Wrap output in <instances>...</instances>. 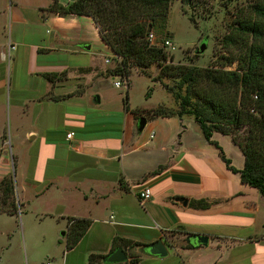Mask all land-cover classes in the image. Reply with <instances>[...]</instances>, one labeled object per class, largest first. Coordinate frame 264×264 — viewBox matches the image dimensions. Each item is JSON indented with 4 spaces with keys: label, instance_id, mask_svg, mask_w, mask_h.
Masks as SVG:
<instances>
[{
    "label": "crops",
    "instance_id": "0c3cea01",
    "mask_svg": "<svg viewBox=\"0 0 264 264\" xmlns=\"http://www.w3.org/2000/svg\"><path fill=\"white\" fill-rule=\"evenodd\" d=\"M52 2H0V185L13 177L15 202L0 214L22 221L13 237L23 236L28 264L40 254L55 264H90L92 254L108 263L118 248L128 259L110 264H264V195L228 167L193 117L147 118L140 131L135 111L157 107L96 96L99 57L112 49L90 16H43ZM50 73L63 75L52 82ZM213 140L244 169L233 135ZM145 188L152 198L143 203ZM71 219L91 221L72 247ZM158 241L167 256L149 251Z\"/></svg>",
    "mask_w": 264,
    "mask_h": 264
},
{
    "label": "trees",
    "instance_id": "16d2710c",
    "mask_svg": "<svg viewBox=\"0 0 264 264\" xmlns=\"http://www.w3.org/2000/svg\"><path fill=\"white\" fill-rule=\"evenodd\" d=\"M224 1L232 4L242 0ZM173 3L174 0H73L63 4L53 0L41 12L43 16L92 17L103 41L121 58H114L118 63L109 70V76L130 78L132 66L135 65L145 68L154 64L162 66V72L154 82H159L167 92L174 94L180 110H166L161 105L154 109L136 110L137 117H193L203 128L207 139L221 150L228 167L240 173L244 183L264 195V0H256L248 10H241L236 15V20L230 24L229 32L222 40L223 46L231 50L229 56H221L213 67L208 68L183 64L163 65V62L168 61L169 54L162 48L150 45L147 39L150 28L166 20ZM236 62V70L226 69ZM218 65L220 68L215 67ZM62 75L50 73L45 74V77L54 82L55 78ZM163 75L176 78V84L171 87L163 80ZM125 100L129 102V95ZM243 129L246 133L239 137ZM216 132L234 136L245 155L244 169L235 168L223 148L213 140ZM2 187L7 202L14 194L13 177L4 179ZM191 206L201 209L209 205L193 201ZM9 212L13 213L12 210ZM70 223L67 234L69 246L72 247L84 236L91 221L71 219ZM121 244L127 249L132 242L122 240ZM105 259V256L92 254L89 262L110 264L105 263Z\"/></svg>",
    "mask_w": 264,
    "mask_h": 264
},
{
    "label": "rangeland",
    "instance_id": "374dc122",
    "mask_svg": "<svg viewBox=\"0 0 264 264\" xmlns=\"http://www.w3.org/2000/svg\"><path fill=\"white\" fill-rule=\"evenodd\" d=\"M19 1L34 5L43 0ZM59 1L63 4L70 3V0ZM0 2L5 7L10 0H0ZM255 2L256 0H242L227 4L224 0H187V2L174 0L166 20L159 22L156 27H151L149 30L154 31L160 40L169 39L174 44L173 51L170 54L168 53V61L163 62V65L183 64L202 68L213 67L221 56H229L231 51L226 49L222 43L223 38L229 32L230 24L236 20V15L241 10H248V7L254 5ZM2 20L4 19L2 18ZM3 22L0 17V28ZM147 22L150 23V20ZM2 30H0V33L4 31ZM203 44L206 45V49L201 52L200 49ZM107 57L103 55L98 60V73L101 72V69L105 71L99 74V76H104L100 77L92 86V91L94 94L96 93V96L102 94L106 97L108 95L117 100L120 94H123L125 99L127 95L130 96L129 102L133 108L158 107L162 105L166 110L175 112L180 110L179 101H177L174 94L167 92L159 82H154V79L162 72V66L158 64L147 68L143 65L132 66L130 88H117L115 82L122 79L119 78L120 76H109L108 74L109 70L114 69L118 62L114 59V56H109L111 63L107 64L105 62ZM221 61L223 62V60ZM215 67L220 68L219 65ZM237 68V62L226 67L228 70H236ZM162 78L171 87L176 84V78L174 77L163 75ZM151 88L153 91L149 93L152 90ZM239 133V137L242 136L246 133L245 129ZM0 207H8L13 211V198L5 202L2 184L0 185ZM0 216V264H28V255L30 253L23 243V236L15 235L13 237V229H21L22 221L13 222V218L8 217L10 215L6 213L0 214ZM64 231H61V236ZM54 235L49 238L51 250H54L53 244L56 239ZM43 255L40 254L39 256V264H46L48 261L54 260L51 257H43Z\"/></svg>",
    "mask_w": 264,
    "mask_h": 264
},
{
    "label": "water",
    "instance_id": "95a60500",
    "mask_svg": "<svg viewBox=\"0 0 264 264\" xmlns=\"http://www.w3.org/2000/svg\"><path fill=\"white\" fill-rule=\"evenodd\" d=\"M205 49H206V45L203 44L201 46L200 51L204 52ZM146 124H147V118L145 117L141 118L139 121V130L143 131ZM180 201L184 202L185 204L188 203L187 200H184L183 198L180 199ZM192 239L199 245L200 244L208 245L209 243V238L207 236L193 235ZM148 249L154 255H158L162 257H165L168 255V248L163 241H158V242L151 244L150 246H148ZM127 259H128V256L125 250L123 248H118L111 256L107 258L106 261L108 263H120V262L126 261Z\"/></svg>",
    "mask_w": 264,
    "mask_h": 264
},
{
    "label": "built area",
    "instance_id": "2783aa9c",
    "mask_svg": "<svg viewBox=\"0 0 264 264\" xmlns=\"http://www.w3.org/2000/svg\"><path fill=\"white\" fill-rule=\"evenodd\" d=\"M72 1V0H70ZM147 39L150 42L151 46H155L158 48H162L164 49L167 53L170 54L171 51H173L174 49V44L169 40H160L159 37L155 34L154 31H149L148 35H147ZM10 46V50L12 49H16L15 45H9ZM10 55V54H9ZM109 56H114L115 58H118L119 60H121L120 57H118L114 51L112 50L111 54ZM106 58V63L109 64L111 63L110 57ZM119 77V76H117ZM119 78H121L122 80H117L115 82V86L117 88H122V87H128L129 86V81L130 78L126 77V76H120ZM73 136V133L68 134V138H71ZM140 198L141 201L143 203H146L147 201H149L152 198V191L150 188H145L144 190L141 191L140 194ZM46 264H55L53 261H48Z\"/></svg>",
    "mask_w": 264,
    "mask_h": 264
}]
</instances>
